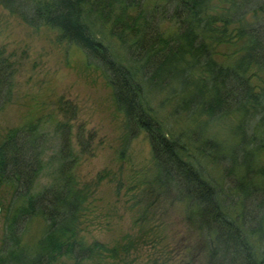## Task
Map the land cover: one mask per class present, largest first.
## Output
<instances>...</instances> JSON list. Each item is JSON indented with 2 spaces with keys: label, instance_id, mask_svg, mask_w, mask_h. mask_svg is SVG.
Returning a JSON list of instances; mask_svg holds the SVG:
<instances>
[{
  "label": "trees",
  "instance_id": "16d2710c",
  "mask_svg": "<svg viewBox=\"0 0 264 264\" xmlns=\"http://www.w3.org/2000/svg\"><path fill=\"white\" fill-rule=\"evenodd\" d=\"M0 3L30 26L55 29L62 40L84 51L89 64L103 71L127 124L147 134L154 163L153 177L133 195L140 208L135 221L140 235L128 234L113 245L89 240L82 235V218L109 174L78 183L74 167L80 156L71 138L74 105L58 102L66 118L55 130L62 138L54 157L55 178L39 192L36 185L48 164L46 130L39 121L9 130L0 142V205L7 191L13 214L0 264L124 262L146 236L159 239V231L150 226L151 213L166 197L186 204V218L209 248L206 264H264V250H257L252 239L259 233L264 247V166L258 156L264 153V87H255L250 79L253 69L264 73V0ZM166 21L174 23V32L163 30ZM234 38L243 40V55L230 64L219 63L216 48ZM17 70V61L0 47V112L13 98ZM163 91L167 95L157 103L154 97ZM165 105L173 107L174 115L205 116L208 122L238 115L233 129L238 142L226 146L196 132L194 139L176 135L160 117ZM75 138L81 155L91 156L93 134L79 126ZM207 163L230 164L226 183L211 175ZM123 187L118 180V194ZM230 190L239 212L229 203ZM36 217L45 221V230L36 243L26 245L20 223Z\"/></svg>",
  "mask_w": 264,
  "mask_h": 264
},
{
  "label": "rangeland",
  "instance_id": "374dc122",
  "mask_svg": "<svg viewBox=\"0 0 264 264\" xmlns=\"http://www.w3.org/2000/svg\"><path fill=\"white\" fill-rule=\"evenodd\" d=\"M163 23L164 31H175L173 22ZM112 43L121 54L125 53L115 39ZM0 47L18 64L13 82V98L0 112V142L11 129L38 121L43 125L48 139V164L36 185V190L41 191L55 178L54 157L62 140L61 134L55 130L57 123L66 118L58 102L64 100L71 103L76 108L71 138L74 151L80 156L74 167L78 183L82 186L97 181L98 176L105 172L109 174L97 187L89 212L82 218V235L89 240H100L112 245L128 234L140 235L139 227L135 225L140 208L135 205L133 195L143 181L153 177L151 145L145 132L127 124L103 71L95 65L91 66L84 51L62 40L57 30L45 26L32 27L2 3ZM243 47V40L231 39L216 48L215 59L221 64L235 62L243 55ZM250 79L255 87H264V73L253 69ZM166 95L167 92L163 91L154 98L159 103ZM173 110L172 106L165 105L160 117L176 135L188 134L194 139L196 132L202 137L215 138L226 146L236 144L233 129L239 124L238 115L208 122L205 116L185 113L174 115ZM79 126L94 136L91 156L80 153L75 138ZM258 156L264 166V153ZM205 166L214 178L226 183L229 163H207ZM118 180L124 184L120 194L117 193ZM226 187H231V178L227 180ZM234 193L230 190L229 203L239 212L241 206ZM2 196L5 200L3 207L0 205V248L6 239L13 214L7 191ZM167 198L156 204L151 213L150 226L159 231V239L154 240L155 235L146 236V242L133 250L124 262L109 261L106 264H206L209 248L186 218V204ZM45 227L46 223L40 217L20 223L23 243H36ZM252 239L257 250H264L259 233H255Z\"/></svg>",
  "mask_w": 264,
  "mask_h": 264
},
{
  "label": "water",
  "instance_id": "95a60500",
  "mask_svg": "<svg viewBox=\"0 0 264 264\" xmlns=\"http://www.w3.org/2000/svg\"><path fill=\"white\" fill-rule=\"evenodd\" d=\"M2 212V207L0 206V213Z\"/></svg>",
  "mask_w": 264,
  "mask_h": 264
}]
</instances>
